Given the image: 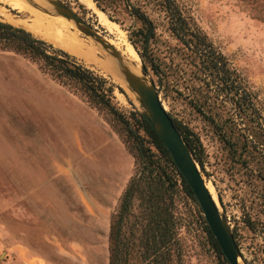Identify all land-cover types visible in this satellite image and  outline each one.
Listing matches in <instances>:
<instances>
[{
  "label": "rangeland",
  "instance_id": "374dc122",
  "mask_svg": "<svg viewBox=\"0 0 264 264\" xmlns=\"http://www.w3.org/2000/svg\"><path fill=\"white\" fill-rule=\"evenodd\" d=\"M60 1L81 16L99 35L102 33L117 41L118 48L113 46L121 54L128 44L131 45L126 30L118 22L110 20L93 0L94 3L85 0ZM177 2L192 25L223 54L238 75L240 87L237 93H217L214 99L211 89L203 85L202 76L192 64L188 50L163 23L157 24L156 34L149 44L151 52L148 50L145 55L147 61L143 63L139 57V63L144 65L145 74L156 87L164 108L187 125L196 137L199 145L197 154L202 162L200 172L234 233L241 260H250L253 249L264 243V228L255 222L259 230H251L243 219L247 214L264 222V149L259 146L253 150L251 144L244 143L243 123L232 101L238 94L247 93L248 105L264 128V0ZM0 6L15 19L25 17L23 12L20 14L1 3ZM0 19L8 21L1 13ZM100 19L110 21L112 29L106 30ZM11 23L29 29L22 21ZM33 35L46 39L52 47L61 48L46 37ZM82 35L87 41L95 42ZM69 54L103 77L105 85L111 84L110 103L119 116L106 106H97L96 111L117 134L124 147L130 153L135 152L136 141L130 130L158 156L148 136L134 122L135 116L131 111L140 112L141 109L135 95L132 96L94 63ZM148 59L153 60V66ZM21 61L29 68L34 65L40 72L37 63L26 56L0 50V264H107L110 215L126 180L130 175L136 179L141 173L142 161L139 157L133 158L128 178L121 186H114L107 174L98 175L95 181L92 177L80 179L75 166L73 168L64 158L60 166H54L51 158L41 164V155H37V159L29 156L28 130L32 127L26 123L18 129L14 125L20 123V119L12 116L15 100L11 98V90L16 85L13 70L26 71ZM64 86L86 100L78 83L70 82ZM121 116L127 119V124ZM159 162L166 165L165 169L174 183L168 185L165 182L156 186L149 180L146 169L143 176L136 179L141 196L133 197L131 209L134 214L129 215L127 220L133 234L136 237L142 234L151 237V232L155 231L152 225L160 210L154 204L148 205L147 200L153 188L160 198L158 203L166 205L167 213L170 212V219L173 220L171 248L163 262L228 264L209 242L198 203L183 190L174 169L162 159ZM138 190H135L136 194ZM148 209H152L151 214H147ZM160 213L166 215L165 211ZM146 226L150 229H143ZM135 236L130 240L136 241ZM142 243L144 245L133 244L128 258L130 264H145V254L149 251L143 249L146 246L150 249L151 239ZM253 263L262 264L260 260Z\"/></svg>",
  "mask_w": 264,
  "mask_h": 264
},
{
  "label": "trees",
  "instance_id": "16d2710c",
  "mask_svg": "<svg viewBox=\"0 0 264 264\" xmlns=\"http://www.w3.org/2000/svg\"><path fill=\"white\" fill-rule=\"evenodd\" d=\"M93 1L110 20L116 23L118 22L121 27L126 30L128 41L143 63L147 61L145 55L151 52L149 44L156 34L157 24L163 23L165 28L182 43L186 50H188V55L192 59V64L202 76L203 85L207 89H211L214 93L211 96H213L214 99L217 93H222L223 95L224 93H237V89L240 87L238 75L229 65L223 54L206 39L205 35L201 33L198 28L192 25L189 17L184 13L177 0ZM43 39L42 37L33 35L29 29L27 30L23 26L14 25L0 19V50L19 53L26 56L29 60L35 61L40 72L47 73L48 75L46 76L62 86L70 82L78 83L79 89L84 92L86 100L81 99L85 101L87 105L92 108L94 106L95 110L97 106H106L119 116V113L113 109L110 103L112 91L111 84L105 85L103 77L76 61L67 51L62 48L52 47L50 43L45 41L46 39ZM49 48H51L50 51ZM148 61L150 66H153V60L148 59ZM117 88L122 91L118 85ZM70 92L74 93L73 91ZM247 96V93L238 94L232 102L236 106L239 118L243 123L244 143L248 145L251 144L253 150L261 146L262 150L264 149V128L248 105L249 99ZM131 113L132 116H135L134 122L143 129L144 133L148 136V141L158 152V156H155V153L150 150L149 145H144L142 138L136 133H131L127 127L130 134L135 139L136 144L134 145L135 152L130 153L127 149L126 150L132 155L134 160L135 157H139L142 161L141 173L136 179L141 178L146 169L149 180L152 181L151 183L156 184V186H161L165 182L168 185H172L174 180L171 179V176L167 173L165 169L166 165L163 166L159 162L162 159L165 164H169L178 174L180 183L186 194L197 202L190 187L175 167L167 149L159 137L139 111H131ZM170 116L183 138L187 141L193 158L201 167L202 162L197 154L199 145L196 137L192 134V131L187 125L172 115ZM121 118L127 124V119H123L122 116ZM262 155V160H264V154L262 153ZM136 179H134L133 175H130L126 180L118 197L116 207L110 215L107 236V264H130L128 258L133 244L137 243L144 245L142 242L147 239L149 240V238L151 239L149 245L150 249H147V246L143 249V251H149L145 254V264H165L163 258H168V253L171 248L170 243L173 238V220L170 219V212L169 214L167 213L166 205L163 206L158 203L160 198L155 195L153 188H151V193L147 197V200H149L148 205L154 204L160 211H165L166 215L162 216L160 211L157 212L159 217L154 218L155 221L152 227L153 230L155 227V231L151 232V237L147 234L138 235L136 237L130 228L131 224L127 222L128 216L134 214L131 209L133 197L139 198L141 196ZM135 190H138L139 193L136 194ZM147 211V214H151L152 209H148ZM243 221L251 230H259L255 227V222L259 223L260 228H264L263 221L253 219L247 214ZM203 222L209 242L218 255L226 261L204 218ZM140 224L142 227V223ZM149 227L150 226H146L143 229H150ZM134 236L136 241L135 239L130 240V237L133 238ZM233 237L235 239L234 233ZM259 260L264 264V243H260V245H257L253 249L252 259H243L245 264H254L253 262Z\"/></svg>",
  "mask_w": 264,
  "mask_h": 264
},
{
  "label": "crops",
  "instance_id": "0c3cea01",
  "mask_svg": "<svg viewBox=\"0 0 264 264\" xmlns=\"http://www.w3.org/2000/svg\"><path fill=\"white\" fill-rule=\"evenodd\" d=\"M20 64L26 66V71L13 70L16 85L11 90L15 100L11 114L20 119L14 125L18 129L26 123L32 127L28 130L29 156L37 159L41 155V164L51 158L54 166L64 158L75 166L80 179L92 177L95 181L98 175L107 174L109 182L121 186L130 174L133 157L117 134L76 94L40 73L34 65L29 68L22 61Z\"/></svg>",
  "mask_w": 264,
  "mask_h": 264
},
{
  "label": "water",
  "instance_id": "95a60500",
  "mask_svg": "<svg viewBox=\"0 0 264 264\" xmlns=\"http://www.w3.org/2000/svg\"><path fill=\"white\" fill-rule=\"evenodd\" d=\"M55 12L71 18L80 24V29L90 36L95 37L103 46L108 47L110 52L122 61V56L112 44L104 41L90 24L84 21L74 10L60 0H50ZM102 11V10H101ZM140 75L128 69L122 70L127 87L135 92L136 99L141 106L140 114L159 137L167 149L175 167L190 187L197 201L203 218L215 238L223 256L228 264H245L240 258L238 245L233 237L226 217L218 209L214 198L209 192L205 180L200 172L199 165L192 156L187 141L183 138L178 128L172 121L168 111L159 99L158 91L151 79L145 74L143 64L139 65Z\"/></svg>",
  "mask_w": 264,
  "mask_h": 264
},
{
  "label": "bare ground",
  "instance_id": "6f19581e",
  "mask_svg": "<svg viewBox=\"0 0 264 264\" xmlns=\"http://www.w3.org/2000/svg\"><path fill=\"white\" fill-rule=\"evenodd\" d=\"M44 1L45 2L42 3L39 0H0L1 4L7 5L9 8L18 11L19 13L23 12L25 17L15 19L10 13L5 12L2 6H0V13L5 15L8 22L22 21L32 33L50 39L54 45L65 49L69 53L82 57L84 61L94 63L97 67L105 71L122 88L128 90L132 96H136L135 92L127 87L122 72V70L128 69L131 72L140 75L139 56L133 47L128 44L125 51H122V54H124L130 60L129 61L116 49L118 48L117 41L103 35L102 33L100 34V37L105 39L104 40L102 38L104 41L116 47L115 48L113 46L122 56V61L119 62L118 59L110 52L108 47L103 46L95 37L84 33L80 29V24L76 23L71 18H67L64 15L55 12V8L50 0ZM85 1L94 3L92 0ZM103 19L105 18L103 17ZM103 19H100L101 24L103 23L106 30L110 31L113 24L110 23V21H105ZM82 33L92 38V40H95V42L99 43L102 48L94 41H87V39L83 37ZM207 183L205 182L209 192L211 193V187Z\"/></svg>",
  "mask_w": 264,
  "mask_h": 264
}]
</instances>
